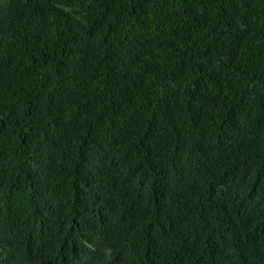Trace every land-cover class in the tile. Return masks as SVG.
<instances>
[{"label":"trees","instance_id":"trees-1","mask_svg":"<svg viewBox=\"0 0 264 264\" xmlns=\"http://www.w3.org/2000/svg\"><path fill=\"white\" fill-rule=\"evenodd\" d=\"M0 264H264V0H0Z\"/></svg>","mask_w":264,"mask_h":264}]
</instances>
